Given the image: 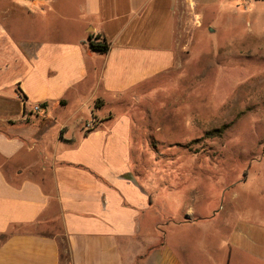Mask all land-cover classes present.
I'll return each instance as SVG.
<instances>
[{
    "label": "crops",
    "instance_id": "1",
    "mask_svg": "<svg viewBox=\"0 0 264 264\" xmlns=\"http://www.w3.org/2000/svg\"><path fill=\"white\" fill-rule=\"evenodd\" d=\"M207 1L0 0V264H62L60 242L66 264H216L187 238L207 221L149 242L151 197L131 169L129 100L175 67ZM225 241L220 264H264V225L236 220Z\"/></svg>",
    "mask_w": 264,
    "mask_h": 264
},
{
    "label": "rangeland",
    "instance_id": "2",
    "mask_svg": "<svg viewBox=\"0 0 264 264\" xmlns=\"http://www.w3.org/2000/svg\"><path fill=\"white\" fill-rule=\"evenodd\" d=\"M253 10L208 0L202 18L185 22L175 67L129 100L131 169L153 209L149 242H163L175 223L207 221L187 238L216 264L236 220L264 225V16ZM60 251L66 264L63 242ZM236 256L233 264H260Z\"/></svg>",
    "mask_w": 264,
    "mask_h": 264
},
{
    "label": "trees",
    "instance_id": "3",
    "mask_svg": "<svg viewBox=\"0 0 264 264\" xmlns=\"http://www.w3.org/2000/svg\"><path fill=\"white\" fill-rule=\"evenodd\" d=\"M88 48L90 51L103 55L108 52L109 46L105 41L95 42L91 38L88 39ZM97 105V104H96Z\"/></svg>",
    "mask_w": 264,
    "mask_h": 264
},
{
    "label": "built area",
    "instance_id": "4",
    "mask_svg": "<svg viewBox=\"0 0 264 264\" xmlns=\"http://www.w3.org/2000/svg\"><path fill=\"white\" fill-rule=\"evenodd\" d=\"M38 110H39V107H35V108H34V111H38Z\"/></svg>",
    "mask_w": 264,
    "mask_h": 264
}]
</instances>
